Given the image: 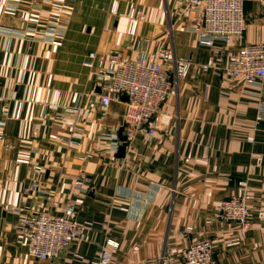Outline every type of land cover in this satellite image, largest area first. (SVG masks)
<instances>
[{
	"label": "crops",
	"instance_id": "0c3cea01",
	"mask_svg": "<svg viewBox=\"0 0 264 264\" xmlns=\"http://www.w3.org/2000/svg\"><path fill=\"white\" fill-rule=\"evenodd\" d=\"M53 1L0 0V264H97L106 238L119 242L110 264H158L166 246L201 238L212 240L216 264H264V80L245 84L224 73L229 46L199 45L180 15L185 0ZM130 4L135 35L127 33ZM53 5L65 8L62 34L44 28ZM243 10L241 43L263 41L264 0H244ZM161 46L187 58L188 73L162 104L156 134L116 157L124 101L113 99L101 115L82 59L121 50L138 60ZM49 76L61 104L91 110L75 146L56 116L39 115ZM79 172L88 176L85 194L73 188ZM244 186L252 216L240 237L216 206ZM68 203L78 207L81 236L55 258L28 256L11 208L60 214Z\"/></svg>",
	"mask_w": 264,
	"mask_h": 264
},
{
	"label": "built area",
	"instance_id": "2783aa9c",
	"mask_svg": "<svg viewBox=\"0 0 264 264\" xmlns=\"http://www.w3.org/2000/svg\"><path fill=\"white\" fill-rule=\"evenodd\" d=\"M46 2L51 4L54 1ZM243 5L244 0H185L180 15L190 20L199 45L213 47L219 42L229 46L224 68L226 75L238 77L245 84H254L264 80V40L241 43L246 28ZM52 8L55 14L49 16L44 28L50 35L62 34L64 27L61 21L65 8L62 5H53ZM116 9V2L113 1L111 11L116 12ZM127 15V33L135 35L138 18L133 4H130ZM170 64L173 65V74L165 67ZM82 65L91 74L95 88L100 89L96 93V101L101 115H104L113 99L126 97L121 124L126 141L119 144L132 150L139 137L149 140L156 134L162 104L168 97L178 94L177 80L187 75L190 61L185 57L174 56L170 48L161 46L138 60L130 59L121 50H91L82 59ZM211 65L212 59H209L203 68ZM46 87L39 115L51 112L69 129L66 139L68 145H77V139L83 137L82 124L89 117L90 108L61 104V92L51 87L50 76ZM262 116L264 106L259 111V117ZM37 131L35 126L33 133ZM87 181L88 176L79 172L73 177L74 190L85 194ZM249 200L250 195L244 186L241 192L221 200L216 206L217 217L234 224L240 237L251 228L252 208ZM11 209L17 215V226L25 241L26 254L38 260L57 257L82 234V227L76 220L78 207L73 203L66 204L60 214L49 210L26 214L20 207ZM192 229V226H186L185 232L191 233ZM238 243L239 238L229 242L232 245ZM118 248V241L106 238L100 246L97 264H110ZM158 264H216L212 240L195 239L182 248L166 246L158 257Z\"/></svg>",
	"mask_w": 264,
	"mask_h": 264
},
{
	"label": "water",
	"instance_id": "95a60500",
	"mask_svg": "<svg viewBox=\"0 0 264 264\" xmlns=\"http://www.w3.org/2000/svg\"><path fill=\"white\" fill-rule=\"evenodd\" d=\"M97 91L100 92V89L97 88ZM122 100L123 101H126V97L123 96L122 97ZM117 136H118V139H119V142L121 143H124L126 141V137L125 135L123 134V125H121L118 130H117ZM124 154H125V146L123 144L119 145L118 149H117V152H116V157H119V158H122L124 157ZM92 192V191H91Z\"/></svg>",
	"mask_w": 264,
	"mask_h": 264
}]
</instances>
